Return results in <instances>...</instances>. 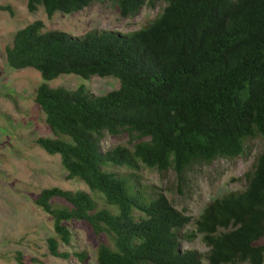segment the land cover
I'll use <instances>...</instances> for the list:
<instances>
[{"label": "trees", "instance_id": "1", "mask_svg": "<svg viewBox=\"0 0 264 264\" xmlns=\"http://www.w3.org/2000/svg\"><path fill=\"white\" fill-rule=\"evenodd\" d=\"M47 17L107 2L121 18L164 3L142 28L71 35L34 20L13 34L5 61L31 68L41 82L33 100L54 137L35 142L58 154L66 178L85 190H39L34 203L52 220L48 254L87 264L70 222L92 230L97 264H264V0H25ZM1 10L14 15L11 6ZM63 74L112 76L103 95L85 85L52 88ZM107 135L125 141L104 149ZM262 143L245 186L210 201L192 218L142 181V168L178 181L197 166L236 160ZM193 229H187L189 224ZM201 235L205 254L183 249ZM73 248V249H72ZM14 259L27 264L22 252ZM29 262L47 264L37 257Z\"/></svg>", "mask_w": 264, "mask_h": 264}, {"label": "rangeland", "instance_id": "2", "mask_svg": "<svg viewBox=\"0 0 264 264\" xmlns=\"http://www.w3.org/2000/svg\"><path fill=\"white\" fill-rule=\"evenodd\" d=\"M6 5L11 6L14 15L0 9V264H18L14 259L17 251L22 252L27 264H38L29 262L30 257L47 264H68L76 260L48 254L45 240L52 234V220L34 203V198L40 189L52 186L90 191L84 183L66 178L67 172L58 154L50 155L36 144L38 137H54L43 112L33 100L41 77L31 68L10 69L5 61V48L11 44L15 31L34 20H41L45 30L58 29L71 35L93 29L127 32L150 23L162 12L164 3L160 2L153 9L145 7L138 15L126 18L119 17L107 2H94L73 14L56 12L51 18L41 6L34 13L28 12L25 0H0V6ZM47 84L66 89L85 85L95 95L119 87L118 80L112 76L84 79L75 74L60 75ZM123 141L125 137L107 135L102 147L109 149ZM261 146V141L255 140L249 144L246 154L236 160L221 159L209 166L194 167L182 182L172 171L160 175L144 167L142 181L163 192L177 209L185 210L193 220L216 197L244 188V172L251 167ZM70 227L74 245L88 255L87 264H97L91 228L79 220L70 222ZM193 228L191 223L187 226V229ZM181 246L200 254L208 249L201 235L191 242L183 241ZM202 264H209L204 257Z\"/></svg>", "mask_w": 264, "mask_h": 264}]
</instances>
